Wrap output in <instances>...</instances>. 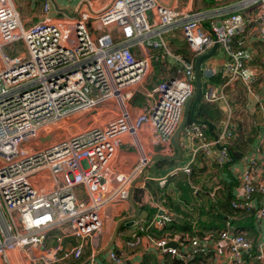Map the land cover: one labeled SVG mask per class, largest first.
Segmentation results:
<instances>
[{"label":"built area","instance_id":"built-area-1","mask_svg":"<svg viewBox=\"0 0 264 264\" xmlns=\"http://www.w3.org/2000/svg\"><path fill=\"white\" fill-rule=\"evenodd\" d=\"M246 3L259 7L263 26L258 39L264 48V0ZM50 7V0H42L45 17L26 27L12 0H0V264L78 260L82 245L60 255L61 240H98L103 225L100 209L128 201L145 164L141 158L127 174L113 170L117 148L144 129L153 145L170 149L183 105L194 91L193 61L198 55L216 44L230 59L220 71L224 83L201 94L205 102H225L223 91L229 82L248 80L241 74L243 52L231 48L232 38L242 28L237 13L203 32L199 16L181 14L157 0H111L100 11L85 4L72 23L52 22L46 17ZM179 19L182 38L193 56L189 60L171 55L162 37ZM17 42L22 53L14 56L5 51ZM144 50H160L172 58L174 72L143 92L145 109L131 116L128 103L148 79L155 59L153 54H142ZM81 120L85 125L80 129H66L71 121ZM63 122V128H55ZM232 130L227 119L210 143L201 146L217 148L218 167L230 162L225 142ZM194 137H200L196 130ZM183 172L189 173V168ZM238 184L241 195L231 207L254 208V216L263 219L264 185L254 184L249 165L240 172ZM76 187L85 199L74 193ZM255 195L260 197L258 206ZM170 222L167 215L157 216L139 230L159 229ZM53 230L59 235L48 248L45 235ZM219 236L227 242L232 264H245L251 244L244 234H229L226 228ZM150 243L156 252L178 258L181 264H195L196 256L205 252L198 237L174 236ZM257 248L254 259L264 260V242ZM105 255L110 264H124L112 249ZM85 264L102 263L89 256Z\"/></svg>","mask_w":264,"mask_h":264},{"label":"crops","instance_id":"crops-1","mask_svg":"<svg viewBox=\"0 0 264 264\" xmlns=\"http://www.w3.org/2000/svg\"><path fill=\"white\" fill-rule=\"evenodd\" d=\"M50 1L51 7L46 17L56 23H72L77 19V12L84 10L85 4L90 5L94 11H100L111 0ZM157 1L181 14L199 16L203 32L209 31L212 26H218L230 14H239L242 28L240 33L232 38L231 48L243 52L241 74L248 80L239 78L229 82L223 91L225 102L207 103L200 97V101L195 105L193 118L198 120L196 109L200 102H204L221 112L220 120L219 122L215 120L214 124L205 121L211 126L210 130L204 125L183 127L177 137L182 155L177 159H161L173 157L176 151L171 144L170 149L153 145L151 137L144 133V129L126 138V142L117 148L111 167L119 173L127 174L137 167L139 159L144 158L145 164L141 169L142 181L133 185L128 201L106 205L100 209L103 225L98 240L95 242L75 240V245L79 243L82 245L81 256L86 254L79 264H85L89 256H93L99 263L110 264L105 255L109 249L114 250L124 264H181L178 258L156 252L150 240L169 241L174 236L189 238L198 237L197 235L201 236L200 239L204 242L205 252L196 256L195 264H232L227 242L219 236L225 228L229 234L243 233L250 242L251 249L244 257L245 264H264V260L254 259L257 247L264 242V218H256L254 208L230 210L229 216L223 215L224 229L220 232L213 230L210 223L213 216L220 211L218 208L221 204H225L227 200L228 204H231L240 197L238 176L245 165H249L254 184L264 185V48L258 39L259 29L263 26V22L258 19L259 7L250 3L244 6L245 0ZM12 4L21 23L26 27L45 17L42 14V0H12ZM147 20L152 21L150 14H147ZM181 25L182 20L179 19L162 35L169 53L178 57H181L180 49L183 47L190 53L181 35ZM149 38L154 37L150 35ZM141 53L153 54L155 59L151 60L148 79L139 89L142 91L138 94L139 101L134 100L133 95L128 103L131 116L145 109L147 100L143 92L150 91L160 81L171 78L175 66L173 59L162 55L160 50H144ZM229 62V57L220 48L202 62L201 94L207 87L217 90L224 83L220 71ZM215 75H218V78L210 82V77ZM151 79L154 80V84L145 89L144 85ZM207 114L215 117L213 113ZM227 119L233 127V132L225 145L229 153L237 155V160L218 167L215 164L217 148L206 146L202 149L201 146L210 143ZM195 130L200 137H194ZM158 161H172L173 165L161 167ZM185 167L189 168L187 174L183 172ZM139 178L140 175L135 181ZM148 182L150 184L145 187ZM157 188L162 192L157 193ZM134 190H143L140 201L135 204L132 202ZM255 196V204L258 206L260 197ZM161 215L169 216L171 222L165 223L159 229L151 227L144 231L139 230V227L146 228L152 219ZM54 231L56 230L45 235L47 239L44 246L51 248L56 244L54 238L59 232L56 231L58 232L56 235ZM62 241L63 239L61 240L63 246ZM129 244H132V247H129ZM65 252L67 251L62 248L60 255Z\"/></svg>","mask_w":264,"mask_h":264},{"label":"water","instance_id":"water-1","mask_svg":"<svg viewBox=\"0 0 264 264\" xmlns=\"http://www.w3.org/2000/svg\"><path fill=\"white\" fill-rule=\"evenodd\" d=\"M217 45L214 44L211 49L203 54H200L196 57L193 64V77H194V91L193 94L186 100V102L183 105L182 109V116L181 120L178 123L176 130L171 136L170 144L171 147L176 151V154L173 157L170 158H161V159H177L182 155V149L180 148L177 137L178 133L183 127L186 126V124L189 122L191 125H204L207 126L208 129H211V126L206 122H199L198 120L193 118V111L195 109V105L200 101L201 97V80H200V72H201V65L202 62L208 58L217 50ZM42 142V141H41ZM143 173V170H142ZM142 173L140 175L139 180H136L134 184L140 183L142 181ZM168 246H173L172 243H168Z\"/></svg>","mask_w":264,"mask_h":264},{"label":"trees","instance_id":"trees-1","mask_svg":"<svg viewBox=\"0 0 264 264\" xmlns=\"http://www.w3.org/2000/svg\"><path fill=\"white\" fill-rule=\"evenodd\" d=\"M188 48V47H187ZM189 50V49H188ZM180 55L184 60H188L189 58L192 57V53L188 52L186 48H181L180 49ZM158 57V56H157ZM215 78V79H214ZM216 78H218V75L212 76L210 77V82L216 80ZM207 113H213L215 117L208 115ZM220 116H221V112L216 108L209 106L207 103L204 102H200L197 106L196 109V118L198 119V121L201 122H205V121H210L214 124L215 120H217L219 122L220 120ZM191 124L188 122L186 124V126H190ZM229 157H230V162L232 161H236L237 160V155L235 156L234 154L229 153ZM159 166H163V167H171L172 161H158ZM227 165V164H225ZM224 165V166H225ZM157 166V167H159ZM150 183H146L145 187H147ZM156 190V189H155ZM157 193L158 192H162V190L157 188ZM143 194V190H134V198L132 199V202L135 204V202L140 201V196H142ZM164 198V197H163ZM218 210L220 211H216L217 213L213 216L212 221L210 222L212 225V229L215 231H221L224 229V223H223V215H230V210L233 211V208L231 207L230 204H228V200L225 204H221V206H219ZM223 214H221V213ZM170 228H166V230H169ZM226 229V228H225ZM224 229V230H225ZM221 233V232H220ZM219 233V234H220ZM199 238H201V236L197 235Z\"/></svg>","mask_w":264,"mask_h":264},{"label":"rangeland","instance_id":"rangeland-1","mask_svg":"<svg viewBox=\"0 0 264 264\" xmlns=\"http://www.w3.org/2000/svg\"><path fill=\"white\" fill-rule=\"evenodd\" d=\"M5 51L7 52V53H9V51H12L11 52V54H13L14 56H16L18 53H22V51H23V49L21 48V43L20 42H17V43H14L12 46H10V47H7V48H5ZM151 78V77H150ZM154 78V77H153ZM154 84V80H149V82L146 84V85H144V88L145 89H149L150 87L149 86H151V85H153ZM140 92H142V91H137V92H135V98H134V100H137V102L139 101V99H140V96H138V94H140ZM133 103V102H132ZM98 112H101V111H98ZM101 114V113H100ZM64 122L63 123H60V124H58V126H62V127H64ZM85 125V121L84 120H81L80 122H73V121H71L70 123H69V126L66 128L69 132H72V131H76V130H78V129H80L81 127H83ZM73 191H74V193L79 197V198H81V199H85V197H84V195H83V192H82V190H81V188L80 187H76V188H74L73 189ZM232 203V202H231ZM53 233H55L56 235H58V232H56V231H54ZM53 233H50V235L51 234H53ZM47 235H49V233L47 234ZM50 238H52V237H50ZM49 238V239H50ZM62 242H64V244H63V246H62V244H61V246H62V248L63 249H65L66 251H68L72 246H74L75 244H76V241L75 240H70V239H63V241ZM85 256H86V254H83L82 256H81V258L79 257V259H78V261L77 262H74V259H72V258H67V259H65V260H63V261H58V263L56 262V263H54V264H79L82 260H83V258H85ZM22 262L24 263V264H29L28 262H26V261H24V260H22ZM1 264H13L12 262H2Z\"/></svg>","mask_w":264,"mask_h":264},{"label":"bare ground","instance_id":"bare-ground-1","mask_svg":"<svg viewBox=\"0 0 264 264\" xmlns=\"http://www.w3.org/2000/svg\"><path fill=\"white\" fill-rule=\"evenodd\" d=\"M55 128H63L62 126H58V124L55 126Z\"/></svg>","mask_w":264,"mask_h":264}]
</instances>
